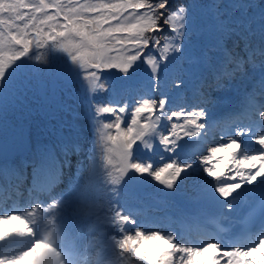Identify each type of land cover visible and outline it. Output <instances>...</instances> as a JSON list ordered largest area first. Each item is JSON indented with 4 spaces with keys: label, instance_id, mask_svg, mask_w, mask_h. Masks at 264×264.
<instances>
[{
    "label": "snow or ice",
    "instance_id": "snow-or-ice-1",
    "mask_svg": "<svg viewBox=\"0 0 264 264\" xmlns=\"http://www.w3.org/2000/svg\"><path fill=\"white\" fill-rule=\"evenodd\" d=\"M253 6L251 0L236 4L245 9ZM194 24L189 8L180 4L172 9L170 0H0V103L13 92V78L24 61L32 56L43 59V52L37 55V50L66 54L79 70L75 75L86 84L110 186V215L100 226L106 224L119 237H111L110 250L97 238L88 247L75 242L77 221L96 226L92 217L100 190L98 171L93 169L84 184L74 182L56 193L61 167L54 158L44 157L34 164L26 204L16 199L6 206L0 186V264H264V233L254 239L242 235L231 247H222L212 237L194 246L179 242L174 232L146 229L125 214L117 200L127 180L150 177L171 190L189 170H198L227 201L228 209L237 200L247 202L259 189V205L251 208L249 218L257 211L264 213V105L249 95L241 116L210 122L205 106L172 110L169 95L160 94L177 55L189 64L199 62L194 53L184 50ZM166 28L172 35L162 44L160 34ZM142 66H147L146 88L133 83ZM113 70L117 79L109 82L105 73ZM68 74L72 75L71 68ZM182 83L174 81V86ZM137 87L145 91L131 107L127 100L95 99L110 90L119 96ZM260 87L264 92V82ZM253 112H258L257 123H240ZM165 121L166 134L161 130ZM216 128L221 129L222 142L207 146L208 133ZM157 143L167 157L160 156V162L143 158L142 153H151ZM0 176L10 182L17 198L23 195L20 188L26 177L18 169L0 167ZM161 243L164 247L153 254Z\"/></svg>",
    "mask_w": 264,
    "mask_h": 264
},
{
    "label": "rangeland",
    "instance_id": "rangeland-1",
    "mask_svg": "<svg viewBox=\"0 0 264 264\" xmlns=\"http://www.w3.org/2000/svg\"><path fill=\"white\" fill-rule=\"evenodd\" d=\"M61 65V64H60ZM66 66H70L66 65ZM55 72L53 71L51 73V82L47 88L48 91H50L57 82H55V80H53V74ZM82 121L84 120H77V121H73L74 125H75V129H77L78 124H81ZM18 137H13L12 140L17 139ZM97 141V140H96ZM93 142L92 147H91V152L89 154H87V157L85 159H83L82 162V167L80 169L76 170V174L71 175L72 181L71 183L73 184L74 182H79L80 184H84L85 183V177L88 176V174L93 170L96 169L98 171V175H100L101 173V167H100V147L98 146L97 142ZM72 186V185H71ZM102 202L101 199L96 198L95 199V204L98 206L100 203ZM147 248L152 249V246L150 244L147 243Z\"/></svg>",
    "mask_w": 264,
    "mask_h": 264
},
{
    "label": "bare ground",
    "instance_id": "bare-ground-1",
    "mask_svg": "<svg viewBox=\"0 0 264 264\" xmlns=\"http://www.w3.org/2000/svg\"><path fill=\"white\" fill-rule=\"evenodd\" d=\"M234 16H239V13H235ZM241 25L243 26V23H242ZM233 58H234V57L231 56V57L229 58V60L231 61ZM226 59H227V58H226ZM239 65H241V64L238 63V62H236V63L234 64V67H237V66H239ZM231 68H232V67H231L230 64L227 65V71H229ZM234 69H235V68H234ZM253 71H254L255 73H257V74H262V73L264 72V66H263V64L260 63V62L255 61V62H254V69H253ZM225 93L227 94V98H226V100L229 101L230 98H231V97H230V94L227 93V91H226ZM235 94L238 96V98H239L240 101H241L240 106H243L242 103H243V104L245 103L246 97H248L249 95H254L256 100H257V97H258L254 90H252L251 88H249L247 85H241V84H239V85L237 86V90H236ZM35 135H36V136L39 135L37 129L35 130ZM10 143H11V144H7V143H6V144H5V149H3V150L1 151L4 155L6 154V152H11L12 147H13L14 144H13L12 141H10Z\"/></svg>",
    "mask_w": 264,
    "mask_h": 264
},
{
    "label": "trees",
    "instance_id": "trees-1",
    "mask_svg": "<svg viewBox=\"0 0 264 264\" xmlns=\"http://www.w3.org/2000/svg\"><path fill=\"white\" fill-rule=\"evenodd\" d=\"M171 1V0H170Z\"/></svg>",
    "mask_w": 264,
    "mask_h": 264
}]
</instances>
